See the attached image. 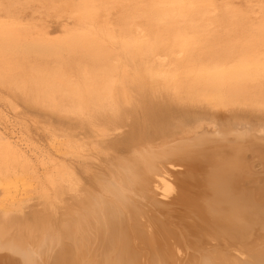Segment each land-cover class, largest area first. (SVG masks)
Segmentation results:
<instances>
[{"label":"bare ground","instance_id":"obj_1","mask_svg":"<svg viewBox=\"0 0 264 264\" xmlns=\"http://www.w3.org/2000/svg\"><path fill=\"white\" fill-rule=\"evenodd\" d=\"M110 1H76L61 36L0 35L21 63L0 64V83L107 142L77 153L97 163L78 182L0 132V264H264V19L228 1ZM27 60L45 65L26 78ZM26 179L63 208L30 205L14 191Z\"/></svg>","mask_w":264,"mask_h":264},{"label":"rangeland","instance_id":"obj_2","mask_svg":"<svg viewBox=\"0 0 264 264\" xmlns=\"http://www.w3.org/2000/svg\"><path fill=\"white\" fill-rule=\"evenodd\" d=\"M76 1L79 2V0H0V35L3 34L4 31L6 32L7 29L15 27L18 36L20 35L19 36L20 39L22 38L25 39L23 36L25 35L26 32H30V31L33 32L32 36L34 37H36V35H38L40 31H44V33L46 32L45 35L48 34L49 36L48 35L47 36L50 38L61 36L65 30H73L76 27L75 18L78 16L80 10V8H78V4ZM112 1L114 2L116 0H111L110 2ZM138 1L139 0H137V2ZM154 1L157 2L159 0H154ZM227 1L233 3L236 7L248 13L249 18L251 20L258 21L259 19L260 20L262 18L264 19V0H226V1L214 0L213 2H216L218 6L219 5L222 6V4H224ZM216 3H214V5H216ZM111 9L112 10H109V12L107 11L105 13L104 12L100 13L99 22L101 20H102L101 22H105L104 20H106L107 23L109 22L113 23L114 20L116 21L117 19L116 17L117 16L119 17L120 15V9L116 7ZM102 17L103 19H101ZM16 23H18L19 26H17ZM0 51H1L0 52L1 65H4L6 63L15 64V66L17 67L18 65H21V63L20 64L16 63L18 57L16 56L17 54L15 55L14 50L12 48L7 49L1 46ZM12 57L13 60L15 61L12 60ZM54 60H55L54 58L51 59L48 58L45 61L47 62V64H49V66H51L54 63H56V61ZM37 61L39 60H36L37 64L34 62V60H32V64H30L31 63L30 60H27L28 63L25 62L26 64H24V67L26 69L25 70L27 75L26 78L29 76L27 74L28 72L31 76L29 67L32 66L31 68H33L36 66L35 68H40V70L41 67L43 68L42 64L44 63H42V61H39L38 63ZM33 63H35L36 65L34 66ZM38 64L39 67H37ZM15 84L16 83L14 81H8V80H6L5 84L0 83V132L4 133V135L7 136L8 138H11V140L16 139L15 141H18L21 147L24 148L29 154H30L29 151H32L33 153L34 151H36V153L41 152L40 154L46 153L44 156L56 160V163L59 160L64 161L65 165L73 168V171L75 172V177L78 178V182L80 180H81L80 182H89L90 176L88 172L92 170H97L96 169L97 163L90 162L89 160H85V159H80L78 158V154L79 155L85 154L87 151V153L89 154L93 153V155H95L96 154L94 153L95 150H100L101 148H103V146L107 144V142L104 139H96L95 135L92 134L88 128L85 127V130H83L82 126H80L79 120H77L73 115L70 114L65 115V113L58 112L46 106V104H42V101H40V99H42L40 93H39L40 96L36 97V98H40L39 99L40 102L36 101L38 99L35 98V95H31L34 96V98L36 99L32 102L31 96L28 94H23L21 91H17L16 90L18 88L17 85L18 86L20 85L18 83L17 85ZM25 95H28L27 96L28 98L25 97ZM10 124L13 125L11 126ZM12 131H14L12 133L13 135L11 134ZM18 134L19 136H17ZM20 134L22 137H20ZM92 135L93 138L90 137ZM67 140L71 142L77 141L75 142L76 143L75 145L72 144V146L74 147V151L76 147L78 148L80 147L75 151L76 154L73 153L72 149L70 153L68 148L65 147L64 144L66 143ZM35 147H40V149ZM84 150L86 151L84 152ZM33 160L36 164L37 162L35 161V158ZM36 166H38L37 171H38V175L40 176H43V174L45 173L44 170L50 171L52 169V164L50 163H47V165L44 166H41L40 164L38 165L37 163ZM45 166H47L48 169ZM103 167L101 168L103 169ZM32 182L33 181L26 179V182L23 181V183L25 184H23L22 182H20L21 184L18 183L14 191H18V193L17 192L16 193L19 195L23 194L22 197L24 195H26L25 197L28 196L31 197L30 199L33 200L30 201L31 202L30 205L31 204L33 206L36 205V207L38 208V206L42 203L39 206L40 209H44L48 213H51L54 210L55 212L54 211L53 212L56 215V212H58L60 208H63L62 203L59 202L60 196L54 198V195H52L53 192L51 190L48 200L46 201L43 199L39 200L37 199L38 197L36 195V192H34L35 184ZM66 182H62L61 184L66 185L67 184ZM20 185H22V187L24 186L25 192L23 191V188ZM4 187H6V185L4 184L3 186L0 187V210L2 209L5 210L6 208L5 205L8 204L9 202L6 200L3 201V199L5 198Z\"/></svg>","mask_w":264,"mask_h":264}]
</instances>
